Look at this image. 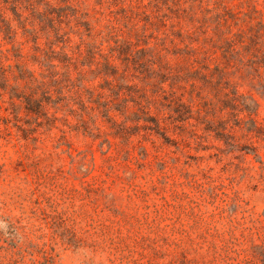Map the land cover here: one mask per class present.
I'll use <instances>...</instances> for the list:
<instances>
[{
	"label": "rangeland",
	"instance_id": "rangeland-1",
	"mask_svg": "<svg viewBox=\"0 0 264 264\" xmlns=\"http://www.w3.org/2000/svg\"><path fill=\"white\" fill-rule=\"evenodd\" d=\"M0 264H264V0H0Z\"/></svg>",
	"mask_w": 264,
	"mask_h": 264
}]
</instances>
